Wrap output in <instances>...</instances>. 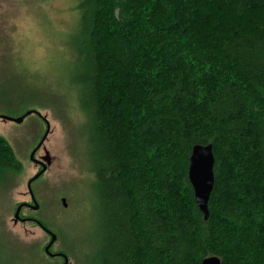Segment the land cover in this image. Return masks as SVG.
Instances as JSON below:
<instances>
[{
	"label": "trees",
	"instance_id": "16d2710c",
	"mask_svg": "<svg viewBox=\"0 0 264 264\" xmlns=\"http://www.w3.org/2000/svg\"><path fill=\"white\" fill-rule=\"evenodd\" d=\"M78 7L99 264H264V0ZM196 144L215 156L208 219L188 177ZM21 168L0 136V184Z\"/></svg>",
	"mask_w": 264,
	"mask_h": 264
},
{
	"label": "rangeland",
	"instance_id": "374dc122",
	"mask_svg": "<svg viewBox=\"0 0 264 264\" xmlns=\"http://www.w3.org/2000/svg\"><path fill=\"white\" fill-rule=\"evenodd\" d=\"M81 0H0V115L29 110L51 125L37 159L49 152L51 164L33 182L38 210L24 208L57 234L52 252L69 264H99L100 202L90 160L89 128L79 99ZM36 114L22 123L0 119V136L12 147L21 170L0 184V264H62L44 249L50 236L34 222H14L17 207L32 203L27 183L40 167L30 159L46 131ZM62 198L67 201L64 206Z\"/></svg>",
	"mask_w": 264,
	"mask_h": 264
},
{
	"label": "water",
	"instance_id": "95a60500",
	"mask_svg": "<svg viewBox=\"0 0 264 264\" xmlns=\"http://www.w3.org/2000/svg\"><path fill=\"white\" fill-rule=\"evenodd\" d=\"M31 114L38 115L45 123H46V131L41 138L38 145L33 149V151L30 154V159L35 164H39L42 166V168L37 172L32 178L29 179L27 183V189L28 193L32 199V204H29L28 202L21 203L15 212L14 215V222L18 223L19 221L25 222L28 219L21 218L20 213L22 209L26 206L31 207L33 210L39 209V203L36 200L35 193L33 191V182H35L38 178H40L47 170L48 166L51 164V157L49 155V152L46 150V155L43 157V159H37L36 153L44 146V143L50 134L51 131V125L48 121L47 117L42 115L40 112H37L35 110H29L24 115L19 117H10L6 115H0V119L2 120H10L16 123H22L27 116ZM214 166H215V156L213 151V145L207 144H196L193 146L190 160H189V171H188V177L190 180V183L194 189L195 194V200L199 207V209L203 212L205 219H208L209 217V201L210 197L215 185V172H214ZM62 202L64 206H67V201L65 198H62ZM35 222L39 224V226L47 232V234L50 236L49 243L45 246V253L50 258H56L59 256H62L64 258L63 264H69V257L65 253L61 252H52L51 248L53 245L57 242L58 236L56 233H54L49 228L45 227L42 222L39 220L34 219ZM202 264H222L221 259L218 256H208L203 259Z\"/></svg>",
	"mask_w": 264,
	"mask_h": 264
},
{
	"label": "flooded vegetation",
	"instance_id": "af4514ba",
	"mask_svg": "<svg viewBox=\"0 0 264 264\" xmlns=\"http://www.w3.org/2000/svg\"><path fill=\"white\" fill-rule=\"evenodd\" d=\"M43 148V147H42ZM40 150V149H39ZM44 152H45V155H46V149L44 148ZM43 158V157H42ZM37 165V164H36ZM38 166L40 167V169L42 168V166L41 165H39L38 164ZM32 200V199H31ZM33 203V202H32ZM32 203H29V204H32ZM24 208H27V209H31V210H33L31 207H28V206H26V207H24ZM23 208V209H24ZM22 209V210H23ZM20 216H21V213H20ZM21 218H24V219H28L27 221H25V222H34V223H36V224H38L37 222H35L34 221V219H36V220H39V219H37V218H34V217H30V216H26V217H21ZM40 221V220H39ZM19 222H21V221H19ZM41 222V221H40ZM24 223V222H23ZM39 225V224H38ZM45 227H47L45 224H43ZM48 228V227H47ZM46 234H47V232H46ZM52 249V248H51ZM60 252V251H59ZM57 253V252H56ZM61 253H64V252H61ZM56 258H59V259H62V264L64 263V258L62 257V256H59V257H56Z\"/></svg>",
	"mask_w": 264,
	"mask_h": 264
}]
</instances>
